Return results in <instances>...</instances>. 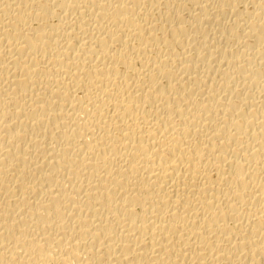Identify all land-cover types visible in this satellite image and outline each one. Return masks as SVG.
Wrapping results in <instances>:
<instances>
[{
	"label": "bare ground",
	"instance_id": "obj_1",
	"mask_svg": "<svg viewBox=\"0 0 264 264\" xmlns=\"http://www.w3.org/2000/svg\"><path fill=\"white\" fill-rule=\"evenodd\" d=\"M0 264H264V0H0Z\"/></svg>",
	"mask_w": 264,
	"mask_h": 264
}]
</instances>
